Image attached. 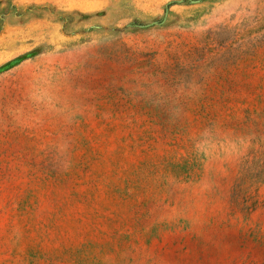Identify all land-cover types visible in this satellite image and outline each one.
Masks as SVG:
<instances>
[{
  "label": "rangeland",
  "instance_id": "1",
  "mask_svg": "<svg viewBox=\"0 0 264 264\" xmlns=\"http://www.w3.org/2000/svg\"><path fill=\"white\" fill-rule=\"evenodd\" d=\"M0 264H264V0H0Z\"/></svg>",
  "mask_w": 264,
  "mask_h": 264
}]
</instances>
